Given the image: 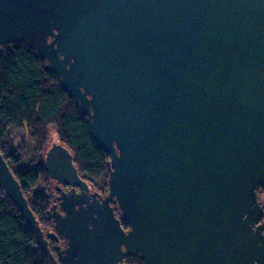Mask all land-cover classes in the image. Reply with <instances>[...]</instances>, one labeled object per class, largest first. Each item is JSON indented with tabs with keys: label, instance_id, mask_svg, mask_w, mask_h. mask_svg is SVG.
Returning a JSON list of instances; mask_svg holds the SVG:
<instances>
[{
	"label": "water",
	"instance_id": "1",
	"mask_svg": "<svg viewBox=\"0 0 264 264\" xmlns=\"http://www.w3.org/2000/svg\"><path fill=\"white\" fill-rule=\"evenodd\" d=\"M15 43L109 157L107 194L90 192L49 130L44 233L0 153V190L49 264L58 237L64 264H264V0H0V54Z\"/></svg>",
	"mask_w": 264,
	"mask_h": 264
},
{
	"label": "trees",
	"instance_id": "2",
	"mask_svg": "<svg viewBox=\"0 0 264 264\" xmlns=\"http://www.w3.org/2000/svg\"><path fill=\"white\" fill-rule=\"evenodd\" d=\"M49 128L53 129L57 144L70 152L79 177L99 194H105L109 157L90 136L86 116L60 88L58 79L48 73L47 62L39 53L25 44L1 47L0 153L44 233L52 229L48 212L54 193L44 166ZM21 133L27 135L26 145ZM256 192L264 194L260 187ZM116 211L119 214L117 208ZM119 220L122 228H126L127 224ZM0 264H49L35 245L21 214L2 190ZM124 264L145 263L134 254Z\"/></svg>",
	"mask_w": 264,
	"mask_h": 264
},
{
	"label": "flooded vegetation",
	"instance_id": "3",
	"mask_svg": "<svg viewBox=\"0 0 264 264\" xmlns=\"http://www.w3.org/2000/svg\"><path fill=\"white\" fill-rule=\"evenodd\" d=\"M48 149H49V148H48ZM56 185H57V183L54 182V181H52V183H51V187L54 189V191H55V186H56ZM60 187H61L62 190L65 191V192H67V191L69 190V188L66 187V186H60ZM89 191H90V192H94V190H93L92 188H90V187H89ZM76 192H78L77 189H76ZM58 195H59L58 192L55 191V195H54V197H53V199H52L51 205H53V204H57V203H58V201L56 200V198H57ZM102 196H104V195H102ZM112 206H114V208H115L116 205H112ZM115 216H116V212H115ZM116 217H117V216H116ZM123 229H124L125 231H127V230H128V226H127L126 228H123ZM50 232H52V229H51V231H49V232H47V233H50ZM56 247H59L60 249H64V248H65V242L62 240L61 237H58V241H49V248H50L52 254L54 255V257L58 260V263H59V264H64V263L62 262V259H58L57 252H56V249H55ZM125 260H126V258L123 260V264H124V261H125Z\"/></svg>",
	"mask_w": 264,
	"mask_h": 264
},
{
	"label": "rangeland",
	"instance_id": "4",
	"mask_svg": "<svg viewBox=\"0 0 264 264\" xmlns=\"http://www.w3.org/2000/svg\"><path fill=\"white\" fill-rule=\"evenodd\" d=\"M49 130H53V129H50V128H49ZM21 134H22V133H21ZM21 134H20V135H21ZM22 137L24 138V142H25L24 144L26 145V144H27V135H26V134H22ZM17 141H19V139H18ZM48 142H49V143L52 142V135L50 134V131H49V135H48ZM24 161H27L26 156H24ZM18 166H20V165H18ZM90 188H92L94 191H96V190L94 189L95 187H93L92 185H90ZM258 188H259V187H258ZM53 192H54V193H51L52 198H53L54 195H55V191H54V189H53ZM107 192H108V185H107L106 193L103 194V195H106ZM256 193H257V192H256ZM257 199H258L260 202L264 203V194L257 193ZM113 207H114V206H113ZM117 210H118V209H117ZM118 212H119V214H118L117 211H116V213H117V218H118V219H122V217H121V213H120L119 210H118Z\"/></svg>",
	"mask_w": 264,
	"mask_h": 264
}]
</instances>
